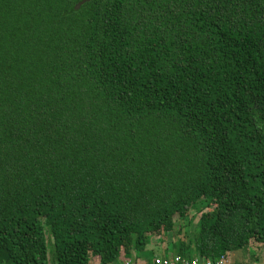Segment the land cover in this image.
<instances>
[{
  "label": "trees",
  "instance_id": "16d2710c",
  "mask_svg": "<svg viewBox=\"0 0 264 264\" xmlns=\"http://www.w3.org/2000/svg\"><path fill=\"white\" fill-rule=\"evenodd\" d=\"M82 1L0 0V264L261 259L264 0Z\"/></svg>",
  "mask_w": 264,
  "mask_h": 264
},
{
  "label": "rangeland",
  "instance_id": "374dc122",
  "mask_svg": "<svg viewBox=\"0 0 264 264\" xmlns=\"http://www.w3.org/2000/svg\"><path fill=\"white\" fill-rule=\"evenodd\" d=\"M177 230H178V227H177ZM177 232L172 234V235H166V239L167 240V243L169 242V240L172 239V241L176 242L178 241L179 239L182 238V236H178L177 235ZM166 245V243L164 242H161V237L160 236H155L153 239H152V244L150 246H148L147 250L148 252H145V253H142V254H138V258L139 260L143 261L144 263H147L152 257L153 255H150L151 251H155L158 250L159 248H164ZM254 248H251L250 251L248 253H245V252H234L231 256H230V259H229V264H264V256L261 257L260 259V255L261 253L258 255L259 253V250H257V246L255 244L252 245ZM150 251V252H149ZM161 252H164V251H161ZM160 253V252H158ZM162 254V253H161ZM159 254V255H161ZM167 258H172L173 255L171 256H166ZM134 259V258H132ZM91 264H101L100 261L97 259V258H94L91 262ZM114 264H124L122 261H117L116 263Z\"/></svg>",
  "mask_w": 264,
  "mask_h": 264
},
{
  "label": "built area",
  "instance_id": "2783aa9c",
  "mask_svg": "<svg viewBox=\"0 0 264 264\" xmlns=\"http://www.w3.org/2000/svg\"><path fill=\"white\" fill-rule=\"evenodd\" d=\"M155 264H229V259L222 257L218 262L213 263L211 261L202 260L200 258L186 259L182 256H174L172 258H167L163 255H156ZM124 264H146L141 260L136 261V259L129 258Z\"/></svg>",
  "mask_w": 264,
  "mask_h": 264
},
{
  "label": "water",
  "instance_id": "95a60500",
  "mask_svg": "<svg viewBox=\"0 0 264 264\" xmlns=\"http://www.w3.org/2000/svg\"><path fill=\"white\" fill-rule=\"evenodd\" d=\"M90 1H91V0H83L82 2H80V3L76 6V9H77V10H80L81 7H82L83 5H85L86 3L90 2Z\"/></svg>",
  "mask_w": 264,
  "mask_h": 264
},
{
  "label": "crops",
  "instance_id": "0c3cea01",
  "mask_svg": "<svg viewBox=\"0 0 264 264\" xmlns=\"http://www.w3.org/2000/svg\"><path fill=\"white\" fill-rule=\"evenodd\" d=\"M262 252H263V256H264V250H262Z\"/></svg>",
  "mask_w": 264,
  "mask_h": 264
}]
</instances>
